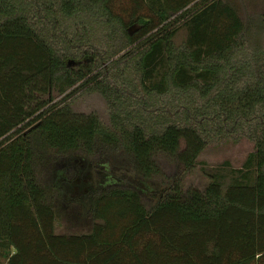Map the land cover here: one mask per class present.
<instances>
[{
    "label": "trees",
    "instance_id": "trees-1",
    "mask_svg": "<svg viewBox=\"0 0 264 264\" xmlns=\"http://www.w3.org/2000/svg\"><path fill=\"white\" fill-rule=\"evenodd\" d=\"M79 90L110 124L75 109ZM241 137L255 150L228 181L187 184L208 144ZM91 160L103 175L83 192ZM129 166L139 185L114 174ZM59 202L90 228L57 233ZM0 264H264V13L0 0Z\"/></svg>",
    "mask_w": 264,
    "mask_h": 264
},
{
    "label": "rangeland",
    "instance_id": "rangeland-1",
    "mask_svg": "<svg viewBox=\"0 0 264 264\" xmlns=\"http://www.w3.org/2000/svg\"><path fill=\"white\" fill-rule=\"evenodd\" d=\"M233 2L237 6L239 13L244 17L246 15L264 13V0H233ZM137 28L138 27H134L133 29L137 30ZM187 34V29L182 26L175 36L176 44L182 43L186 39ZM69 61H71V59ZM107 65L108 63L105 64L106 67H108ZM72 90H74V88H70L64 94L56 95L55 101L60 100ZM74 96L77 97V100L74 101L76 110L98 112L102 121L106 124H110V107L100 93L96 91L79 90ZM74 96L71 97L70 100L74 99ZM254 150V142L247 137L238 139L229 138L208 144L199 155L196 165L187 176V184L194 183L204 187L210 181V176H212V174L217 176L221 173L226 174L227 177L225 180L228 181L232 176L231 170L242 168L248 155ZM99 169L100 166L98 161L91 160L87 164L85 175L82 178L84 184L82 188L83 192L94 189V185L98 178H102L103 174ZM114 174L118 176V178L123 177L124 181H128V183L140 184L131 166H129L127 170H114ZM89 175H91L93 184L89 183ZM143 185H145V183H143ZM75 194L78 195V191L75 192ZM73 206L71 207L69 202L67 205L61 202L57 205V233H80L86 232L89 229L88 225H86L87 220H85L87 216H85L84 212L80 211L81 205L78 206L74 204ZM70 208L73 210L68 211Z\"/></svg>",
    "mask_w": 264,
    "mask_h": 264
},
{
    "label": "crops",
    "instance_id": "crops-1",
    "mask_svg": "<svg viewBox=\"0 0 264 264\" xmlns=\"http://www.w3.org/2000/svg\"><path fill=\"white\" fill-rule=\"evenodd\" d=\"M86 225H88V227L90 228V225L86 222Z\"/></svg>",
    "mask_w": 264,
    "mask_h": 264
},
{
    "label": "water",
    "instance_id": "water-1",
    "mask_svg": "<svg viewBox=\"0 0 264 264\" xmlns=\"http://www.w3.org/2000/svg\"><path fill=\"white\" fill-rule=\"evenodd\" d=\"M71 61H72V60H71ZM71 61H70V62H71ZM70 62H69V63H70Z\"/></svg>",
    "mask_w": 264,
    "mask_h": 264
}]
</instances>
